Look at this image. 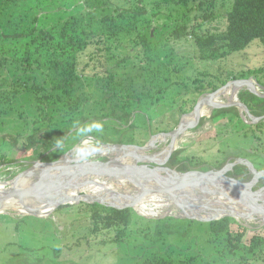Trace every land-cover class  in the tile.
Listing matches in <instances>:
<instances>
[{"label": "rangeland", "instance_id": "1", "mask_svg": "<svg viewBox=\"0 0 264 264\" xmlns=\"http://www.w3.org/2000/svg\"><path fill=\"white\" fill-rule=\"evenodd\" d=\"M200 1L209 0L188 1V6L193 9L190 25L201 21L200 17L204 11L200 8L196 9ZM81 2L82 0L79 3L81 4ZM107 3L109 4L107 9H97L96 17H99L102 12L115 15L114 7L128 5L127 0H108ZM232 3L233 0H215L213 8L208 11L211 16L202 22L199 33L223 31L227 24L226 13ZM144 4L147 9V18L151 20L145 30L151 48L144 51L141 46L136 45L134 43L135 35L123 34L115 38H103L107 46L119 38V41H114L116 42L115 46L111 47L114 60L118 61L127 57L125 62L120 63L121 66L112 69L115 76L108 83L110 87L115 85L116 90L126 87L128 93L135 94L141 92L142 88H138V85L141 86V83L146 79L152 92L164 87H166V92L165 94L157 93L160 98L159 102H153L148 108L146 107L147 102H143L142 108L146 109L148 113L138 110L135 112H141V116L140 113L132 115L131 122L133 121L137 125L129 135H132L138 142H123L121 144L142 145L152 135L171 130L175 121L179 122L184 114L191 110H188L189 107H193L200 96L211 92L208 82L217 85L220 81L227 82L250 77L264 86V45L260 41L254 39L243 50L228 53L223 58L203 60L200 58L199 49L192 36L186 35L177 39L172 35L176 14L173 15L169 6L164 5L161 0H144ZM203 7H207V5ZM154 13L155 15H153ZM90 51L95 52V48L89 47L82 55V60L88 58L87 54ZM24 53V41L10 42L0 38V82L4 81L6 84L8 83L7 77H11L12 81L21 82L23 87L25 86V60L22 61ZM96 57L97 55H94V58ZM113 63L106 62L109 65H113ZM97 70H89V76L95 74ZM248 70L256 72L249 74ZM99 82V78L92 76L82 82L86 86V92L91 95L90 102L86 106L91 121H95L96 117H100L112 105L111 102H108L106 107H101L98 104L101 90L95 88V85L101 84ZM200 82L208 89L198 93L196 86ZM244 91L248 90L245 87L238 89L235 96H231L232 99L241 101L239 94ZM9 95L12 96V93ZM228 98H230V93L220 95L217 101L224 103L228 101ZM217 109L220 108L204 111L199 120L203 123L198 122L197 126L178 138L175 150H182L179 158L187 156L203 160L205 162L203 167L194 169L200 171L221 168L231 162V159L234 158L232 156L235 155H238V158H245L244 155H248V159H245L249 160L255 168L264 167V157L255 154L251 156L246 153L250 150V139L243 135L248 132L243 130L240 133L237 132L243 128L244 120L241 116L238 118L232 114H219L212 118V114ZM184 110L185 112H182ZM33 115H35V109L32 97L25 95V92H19L15 97L13 96L5 102L0 98V135L4 133L25 135L31 130ZM104 120L111 126L119 128L125 126L109 117ZM141 123L148 124L147 128H143ZM108 130L110 129L108 128ZM108 136L117 139L120 134H108ZM126 137L127 134H124L120 138L122 141H126ZM168 142V138L160 142L157 141L154 143L156 146L146 152L160 153L167 147ZM19 145L20 148H12L0 138V155H8L10 158L16 159L15 162L0 167V184L11 180L32 164L30 153L23 150L22 143ZM101 145L104 146V144ZM69 153L72 156V152ZM45 155L47 153L43 156ZM43 156L37 160L53 161L50 156L44 158ZM112 156H114L113 153L105 151L103 155L96 154L90 160H107ZM222 161L223 164L219 166ZM136 163L146 164L143 160ZM21 164H25V167ZM147 165L154 166L153 163H147ZM259 186H264V183ZM128 189L133 190L130 186ZM154 203L158 204L154 208V211L157 210L155 214L151 215L160 216L158 218L167 215L178 218L181 226L187 228L186 235L183 237L176 234L161 236L158 243L153 242L154 224L139 217L147 219L154 217L143 216L134 208L131 209L137 216L135 215L132 222L122 229L123 232H120V229L111 228L96 233L91 232L89 218L82 216V212H78L77 205L79 203L70 204V207L55 208L40 217L23 215L15 209L6 210V213L0 214V264H25V262L30 263L37 258L40 260L39 264H140L141 260L149 255H157L172 261L176 257L185 259L189 255V257L194 256L195 258L193 264H205L206 261L218 257L219 252L210 248L209 221L183 216L181 210L172 206L170 201H152L150 206L153 207ZM22 217L25 219H21ZM236 221L237 225H231V227L240 230L239 226L241 225L246 228L243 241L247 245L250 244V238L253 235L259 234V228L264 227V224H260L256 219ZM263 254L261 256L263 258L257 261V264H264ZM252 259L249 262H252ZM214 264L244 263L238 258L227 256Z\"/></svg>", "mask_w": 264, "mask_h": 264}, {"label": "trees", "instance_id": "2", "mask_svg": "<svg viewBox=\"0 0 264 264\" xmlns=\"http://www.w3.org/2000/svg\"><path fill=\"white\" fill-rule=\"evenodd\" d=\"M161 1L169 6L173 15L176 14L172 35L177 39L186 35L192 36L199 49L200 58L203 60L219 59L228 53L243 50L254 39L264 45V0H233L226 13V27L217 33H199L202 22L211 16L208 11L213 8L215 0L199 2L196 9L200 8L204 12L200 17L201 21L192 25H190V19L193 9L188 6L189 0ZM79 2L80 0H0V38L3 41L25 42L22 61L25 60L26 78L24 87L21 82L12 81L11 77H7L8 83L6 84L1 81L0 98L5 102L15 97L17 93L25 92V95L32 97L35 109V115L31 117L29 132L25 135L4 133L0 135V138L15 149L20 148L19 144L22 143L23 150L30 153L33 161L46 153L45 156H50L53 160L57 159L79 142L75 137L73 125L76 121L81 124L91 121V116L86 110L91 95L86 92V86L82 83L91 76L100 79L101 84L95 85V88L101 90L98 104L106 107L108 102L112 103L109 110L103 112L100 117H96L98 121L103 119L104 123L103 133L96 137L101 144L137 143L138 141L129 135L137 125L131 122L132 115L138 113L135 112L138 110L148 113L142 108L143 102H147L146 107L148 108L153 102H159L160 98L157 93L165 94L166 92V87L152 92L146 79L141 86L138 85V88H142L141 92L135 94L128 93L126 87L116 90L115 85L110 87L108 83L115 76L112 69L121 66L120 63L125 62L127 57L118 61L114 60L111 47L115 46L114 41H119V38L110 42L108 46L103 38H115L123 34L135 35L136 45L141 46L144 51L151 48L145 33L151 20L147 18L144 0H127V6L114 7L115 15L102 12L99 17L95 15L97 9H107L108 0H82L81 4ZM204 5L207 7H203ZM194 16L197 17V15ZM91 46L95 48V52H88V58L82 60V55ZM94 55H97L98 59L94 58ZM108 61L112 63L114 61L113 65L106 64ZM92 69L98 70L89 76L88 72ZM255 72L248 70L249 74ZM225 82L220 81L217 85L208 82V85L211 91H214ZM206 89L208 88H205L202 82L196 86L198 93ZM11 93L12 96L9 95ZM239 99L247 105L253 116L264 115V98L244 91L239 94ZM190 109L192 106L188 110ZM139 113L141 116V112ZM219 114H232L240 118L235 106L217 109L211 117L214 118ZM108 117L125 126L119 128L107 124L104 119ZM176 121L174 127L178 123ZM242 123L243 128L237 132L240 133L242 130L248 132L243 135L250 139V150L246 153L251 156L255 154L264 157V118L257 122L243 121ZM141 124L143 128H147L148 124ZM108 134H120V136L115 139L109 137ZM124 134H127L126 141L121 139ZM57 140L63 141L62 149H58L55 145ZM181 152L182 150L179 149L174 150L166 165L176 171L185 172L203 167L205 164L203 160L194 157L179 158ZM247 156L244 155L245 158ZM232 157L234 158L231 160L234 161L239 156ZM15 161L16 159L8 155H0V167ZM222 164L223 161L219 166ZM21 165L25 167V164ZM227 175L239 181H248L251 178L244 164H235ZM263 183L264 177L260 179L259 184ZM78 191L69 192V194H76ZM63 207H70V204L57 208ZM77 207L78 212L83 213L82 216L89 218L92 233L111 228H117L123 232L122 229L128 226L136 215L130 207L118 209L97 202H80ZM139 218L154 224L153 242L155 243L159 242L161 236L176 234L183 237L186 235L187 228L181 226L179 219L174 216L167 215L157 219H147L141 216ZM21 219L24 220L25 217ZM231 225H237V221L229 216L208 222L210 248L218 251L219 254L217 258H212L205 264H214L227 256L238 258L244 264L253 262L257 264V261L263 258L261 256L264 249V227L259 228V234L253 235L250 238V244L247 245L243 241L246 228L240 225V230L233 229ZM251 258H253L252 262H249ZM194 259V256L189 257L188 255L185 259L176 257L172 261L157 255H149L142 259L140 264H193ZM39 261L37 258L25 264H39Z\"/></svg>", "mask_w": 264, "mask_h": 264}, {"label": "water", "instance_id": "3", "mask_svg": "<svg viewBox=\"0 0 264 264\" xmlns=\"http://www.w3.org/2000/svg\"><path fill=\"white\" fill-rule=\"evenodd\" d=\"M228 85L236 87V92L238 89L245 87L256 96L264 98V86L260 83L250 77L233 79L216 90L200 96L192 109L184 114V116H192L191 120L187 121L181 118L174 128L152 135L142 145L104 144L105 151L114 154L112 158L77 162L67 156L69 152L73 151L74 146L56 160H35L11 180L0 184V214L6 213L4 208L8 202L21 201L25 197L40 201L42 206L54 204L48 212L50 213L58 206L80 202H97L118 209L134 208L133 204L140 199L155 196L158 201H170L172 206L179 208L183 216L188 218L212 221L229 216L235 220L244 219L249 221L256 219L263 225L264 186H260L256 190L253 187L259 179L264 177V168L256 169L245 158H237L221 168L204 171L188 170L179 172L166 165L171 153L176 149V146H174L176 138L198 125L200 118L203 116L200 111L204 104L209 106L210 111L214 108L235 106L238 108L242 120L246 122H257L264 118V115L253 116L247 106L238 99L230 97L224 103L212 99L215 95L220 96ZM165 138L169 139L168 150L163 160L159 162L155 158L156 154L146 151L153 149L156 146L154 143L163 141ZM102 154V152L98 153V155ZM139 160H143L146 164H137L136 162ZM147 163H153L154 166L150 167ZM235 164L247 166L251 174L248 181H239L227 175V172ZM93 175L100 179L102 177H114L117 180L126 181L133 190H129L122 197L127 198L129 202L121 203V196L117 195L122 193H115L109 188H107V198L118 203L101 199V192L97 194L79 190L76 194H69L71 186L76 185L78 181H91ZM87 177L90 179L88 180ZM19 180H24L25 183L20 184ZM18 212L23 215L39 217L45 215L35 209ZM138 213L146 217H160Z\"/></svg>", "mask_w": 264, "mask_h": 264}, {"label": "bare ground", "instance_id": "4", "mask_svg": "<svg viewBox=\"0 0 264 264\" xmlns=\"http://www.w3.org/2000/svg\"><path fill=\"white\" fill-rule=\"evenodd\" d=\"M235 92H236V87L228 85L227 87L224 88V90H223L221 95H226V94L230 93V97H231V96H235L234 95ZM218 97L219 96L215 95L214 97H212V99L217 101ZM231 98H233V97H231ZM209 109H210L209 106L207 104H204L202 106V109H201L200 112H201V114H203L204 111H206V110L209 111ZM192 118H193L192 116H183V119L187 120V121L191 120ZM183 135H185V133ZM178 141H179L178 138H176L174 146L177 144ZM167 150H168V147H165V149L163 151H161L159 154H156L155 155L156 156L155 157L156 160L159 161V162L162 161L163 158L165 157L166 153H167ZM102 153L104 154L105 151H103ZM67 156L70 157V158H73L70 153L67 154ZM132 163H133V160H132ZM89 179L90 178H88V180ZM19 182H20V184H24L25 183L24 180H19ZM74 186L73 187L71 186V189H70L69 192L78 191V190H83L85 192L97 193V194H99V192H101V194H100V198L101 199H103L105 201H109V202L118 203V202H116L114 200L110 201V199L107 198L108 194H106V193H108L107 192V188H109V189L113 190L115 193H122V194H118L117 195V196H121L120 197L121 203L129 202V200L127 198H123L122 197V195H124L125 193H127L129 191V189H128L129 185L126 183V181L117 180L114 177H107V178L102 177V179H100L99 177H96L95 175H93L91 181H87V182L84 181V180L83 181H78V183L76 185H74ZM149 197H151V198H147V199L142 198L138 202H135L133 204L134 208L138 212L143 213V214H149V215L150 214H155V211L157 209L154 211V208L157 207L158 204H156V203L152 204L153 207H151L150 205H151L152 201H154V202H161V201L153 199V198H155L154 196H149ZM40 203H41L40 201H37V200H35L33 198L25 197L21 201L8 202V204L5 206L4 209L5 210L15 209V210L24 211V212L31 211V210L35 209L41 214L42 213L43 214H47L53 208V205H54V204H51V205H47V206H42V204H40ZM165 206H167V205H165Z\"/></svg>", "mask_w": 264, "mask_h": 264}, {"label": "clouds", "instance_id": "5", "mask_svg": "<svg viewBox=\"0 0 264 264\" xmlns=\"http://www.w3.org/2000/svg\"><path fill=\"white\" fill-rule=\"evenodd\" d=\"M75 137L79 140L72 151V157L77 162H86L96 154L105 151L104 147L97 141L96 137L104 131L102 121H89L81 124L76 121L73 125ZM58 149L63 148V141L57 140Z\"/></svg>", "mask_w": 264, "mask_h": 264}, {"label": "flooded vegetation", "instance_id": "6", "mask_svg": "<svg viewBox=\"0 0 264 264\" xmlns=\"http://www.w3.org/2000/svg\"><path fill=\"white\" fill-rule=\"evenodd\" d=\"M259 183H260V179H259L258 183L255 185V187H253L254 190H256V189H258L260 187L259 186L260 185Z\"/></svg>", "mask_w": 264, "mask_h": 264}]
</instances>
